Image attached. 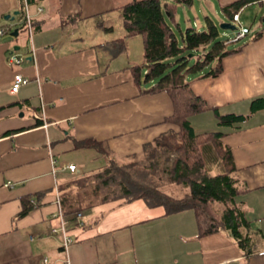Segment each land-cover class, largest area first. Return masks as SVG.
I'll list each match as a JSON object with an SVG mask.
<instances>
[{
	"label": "crops",
	"instance_id": "0c3cea01",
	"mask_svg": "<svg viewBox=\"0 0 264 264\" xmlns=\"http://www.w3.org/2000/svg\"><path fill=\"white\" fill-rule=\"evenodd\" d=\"M238 1L202 0L201 15H214L221 24L226 21L220 14L230 18L222 8ZM130 2L37 0L30 5L24 0L31 16L30 39L24 18L5 20L19 11L20 0H0L5 31L0 37V264H42L44 259L48 264L243 261L227 234L197 238L193 211L166 214L142 200L83 211L81 224L66 216V232L73 240L66 248L52 233L59 227L60 189L78 178L67 167L76 166L83 176L105 166L101 154L76 147L77 142L95 140L116 159L142 160L145 144L178 130L166 122L173 111L169 96L143 94L153 82H134L130 68L144 65L142 39H127L124 51L113 56L114 42L124 35L120 8ZM245 12L254 14L253 26L236 45L258 38L224 58L218 77L189 78L193 93L209 108L189 121L197 134L223 135L235 178L246 189L235 200L243 204L254 242L248 264H264V0H250L237 14L240 23ZM22 26L24 40H11L10 34ZM192 26L200 30L198 23ZM11 55L22 63L10 62ZM15 74L28 82L11 94ZM214 110L218 116L246 119L220 126ZM23 199L34 207L18 217Z\"/></svg>",
	"mask_w": 264,
	"mask_h": 264
},
{
	"label": "trees",
	"instance_id": "16d2710c",
	"mask_svg": "<svg viewBox=\"0 0 264 264\" xmlns=\"http://www.w3.org/2000/svg\"><path fill=\"white\" fill-rule=\"evenodd\" d=\"M26 2L32 5L37 0ZM249 2L240 0L222 11L233 20ZM191 5L192 0H131L120 8L124 35L113 45V56H117L124 51L127 39L136 36L142 39L144 65L130 68L134 82L137 85L153 82L141 91L143 94L164 92L169 96L173 111L166 122L178 130H169L145 144L142 160L133 156L116 159L95 140L77 142L76 147L101 154L105 166L62 187L60 202L65 216L110 203L124 206L137 200H142L147 208L162 207L166 214L191 210L197 238L227 234L241 251V264H248L249 256L255 252L254 242L247 233L249 224L243 204L235 200L246 189L235 178V165L230 149L222 143L223 135L197 134L191 127L189 119L209 108L193 93L189 78L218 77L223 71V59L239 53L259 34L229 48L227 40H218L220 28L209 16L203 17L200 30L192 26L182 30L177 9ZM23 9L24 0H20L18 17L22 19ZM23 26L18 29V35ZM205 46L199 54L198 50ZM213 112L220 126L246 119ZM217 163L220 170L213 173V165ZM170 186L182 189V195L167 194L164 189ZM33 207L29 199H23L18 217L25 216Z\"/></svg>",
	"mask_w": 264,
	"mask_h": 264
},
{
	"label": "built area",
	"instance_id": "2783aa9c",
	"mask_svg": "<svg viewBox=\"0 0 264 264\" xmlns=\"http://www.w3.org/2000/svg\"><path fill=\"white\" fill-rule=\"evenodd\" d=\"M41 11H42L41 9L38 10V12H41ZM233 21L238 24L239 29H238V32H237L235 38L231 41H227L226 45L229 43L238 42V41L244 39L246 36V32L242 28V24L239 22V18H238L237 14L233 16ZM24 27H25V30L27 31V33L31 39L32 23H31V16H30L29 11L27 9L26 3L24 4ZM4 34H5V31L2 28H0V37L4 36ZM9 61L16 64V65H19L22 63L23 60L20 57H18L17 55H11V57L9 58ZM27 82H28V80L25 79L22 75L15 74L14 78H13V82H12L11 87H10V93L11 94L18 93L20 88L23 85L27 84ZM67 170L71 174H73L75 177H79L81 175L80 170L74 165L68 166ZM8 185L9 184H7L6 186H8ZM56 202H57V205L59 207V211L57 214V218L59 219V227L56 229H53L52 233L54 236H60L61 237L63 246H64V248H66L73 242V240L67 235V232H66L67 219L61 210V206H60L61 202H60L59 197H57ZM72 218L76 223L81 224L82 213L77 212L72 216ZM42 264H48L47 260L44 259Z\"/></svg>",
	"mask_w": 264,
	"mask_h": 264
},
{
	"label": "rangeland",
	"instance_id": "374dc122",
	"mask_svg": "<svg viewBox=\"0 0 264 264\" xmlns=\"http://www.w3.org/2000/svg\"><path fill=\"white\" fill-rule=\"evenodd\" d=\"M192 2L194 3V5L192 6H182V7H178V12H177V18L179 23L181 24L182 30L186 29L187 27V23H189V26H192L194 23H198L200 26H202L203 23V16L201 15V3L202 0H192ZM211 19L220 27V24L218 23V19L217 17H215L214 15L210 16ZM243 17H246V19L242 18V28L249 32L250 29L253 26V22L252 19L254 17L253 15H249L248 12H245L243 14ZM219 18L223 19L224 21L231 23L232 25H234L236 27L235 31H229V30H221L220 29V35L218 40L219 41H230L233 40L238 32L239 26L237 23L232 22V20L230 18H226L223 17L221 14L219 15ZM186 19L189 20V22L186 21ZM199 26V29H201V27ZM193 27V26H192ZM25 38L24 33H19V35L17 37L14 38H10L11 40L15 41V42H19V41H23ZM237 44V43H236ZM233 44V45H236ZM230 46V45H229ZM232 47V46H230ZM204 50L201 49V51H198L199 53L203 52ZM220 170V166L219 164H214L213 165V173L217 172ZM166 191L167 194L174 196V197H179L180 195H182L183 190L180 188H175L173 186L167 187L164 189Z\"/></svg>",
	"mask_w": 264,
	"mask_h": 264
},
{
	"label": "water",
	"instance_id": "95a60500",
	"mask_svg": "<svg viewBox=\"0 0 264 264\" xmlns=\"http://www.w3.org/2000/svg\"><path fill=\"white\" fill-rule=\"evenodd\" d=\"M18 14H19L18 12H15L13 14V16H6L5 17V20L6 21H8V20L13 21L14 18H15V16H17ZM219 28L221 30H229V31H235L236 30V27L234 25H232L231 23H228V22L221 23ZM17 35H18V31L17 30H14V32L10 34V36L12 38L17 37Z\"/></svg>",
	"mask_w": 264,
	"mask_h": 264
}]
</instances>
